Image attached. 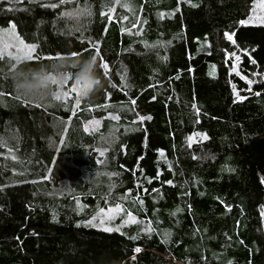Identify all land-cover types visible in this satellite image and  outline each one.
Listing matches in <instances>:
<instances>
[{
    "label": "trees",
    "instance_id": "1",
    "mask_svg": "<svg viewBox=\"0 0 264 264\" xmlns=\"http://www.w3.org/2000/svg\"><path fill=\"white\" fill-rule=\"evenodd\" d=\"M254 1L0 0L34 55L99 48L103 80L78 106L34 102L0 58V264H264V26L241 25ZM61 160L77 175L52 189ZM117 204L137 222L86 223Z\"/></svg>",
    "mask_w": 264,
    "mask_h": 264
},
{
    "label": "clouds",
    "instance_id": "2",
    "mask_svg": "<svg viewBox=\"0 0 264 264\" xmlns=\"http://www.w3.org/2000/svg\"><path fill=\"white\" fill-rule=\"evenodd\" d=\"M72 82L80 90L81 97L90 99L103 86L94 55L87 57L61 56L49 63L27 65L22 63L11 72L15 92L34 102H53L61 95L65 82Z\"/></svg>",
    "mask_w": 264,
    "mask_h": 264
},
{
    "label": "rangeland",
    "instance_id": "3",
    "mask_svg": "<svg viewBox=\"0 0 264 264\" xmlns=\"http://www.w3.org/2000/svg\"><path fill=\"white\" fill-rule=\"evenodd\" d=\"M262 4H264V0L254 1L250 16L245 22H247L248 24H253V25H264V7L261 6ZM127 5H129L128 2H127ZM112 13H114V11ZM231 36H232V40L230 41L232 42L233 35ZM20 41H23V40L19 36L17 28L14 24H11L9 27L0 26V58H3V59L5 58L11 61L12 62L11 68H12V65L14 64L18 66L21 63L27 62V60H21L18 63L17 60L15 59L17 55L22 56L24 54L23 51L18 52V48H22V45H20L19 43ZM24 44L30 45V44H27L26 42H24ZM242 54L243 53H233V54L228 55L227 58L231 59L232 61V68H231L230 73L240 77L244 82H246L249 86L246 92H250L252 90V87L255 85L256 81H253L251 78H248L241 72ZM249 80L252 81L251 84L248 83ZM67 87L68 85H65L63 88V91H67L68 90ZM233 90H234L235 97L242 99V97L240 96L241 91H239L235 85H233ZM72 94H75V93H70L69 97ZM99 127H100V122L98 121H92L91 123L86 124L87 131L89 132L92 130H97ZM66 135L68 134L66 133ZM76 165L77 164H69V163L67 164L63 160H61L59 164H57V162L50 164L47 179L52 181L51 188L57 189L58 186H60L61 184H66L67 186H70V180L68 179V177L73 176V173L77 175V173L75 172V170L77 169ZM53 176L55 178L58 177V179H53L52 178ZM61 194L63 195V193ZM77 205L79 206L80 209H82L80 202H78ZM110 208L115 209V207H110ZM103 209L105 210L102 216L104 223L100 222L101 221V214L99 211L100 209L94 215H92V217L95 216L97 217V219L93 221L92 223H89V221L92 220V217H91L86 221V223L96 228H100V229L111 228L114 231H116V229H119V232H120L122 231L123 228H125V226H129L137 222V218L134 217L133 215L132 217L134 218L135 222H132L129 220L128 213L130 212L125 213V210L123 209L122 206H121V211L119 212L114 211L113 213H108L107 211L108 208H103ZM144 229L148 230L149 228L145 226Z\"/></svg>",
    "mask_w": 264,
    "mask_h": 264
},
{
    "label": "snow or ice",
    "instance_id": "4",
    "mask_svg": "<svg viewBox=\"0 0 264 264\" xmlns=\"http://www.w3.org/2000/svg\"><path fill=\"white\" fill-rule=\"evenodd\" d=\"M63 2H64V0H61V3H63ZM50 6L53 7V8L56 7L55 4H52V5H50ZM261 6L264 7V4H262ZM123 7H126V8H127V7H129V5L124 4ZM162 15H163V14H161V16H162ZM125 19H127V17H125ZM241 23H245V21H241ZM13 27H14V26H13ZM225 35L227 36V38H228L229 40H232V36H231V35H229L228 33H225ZM19 43H20V45H22V48H18V52L23 51L24 54H23L22 56H21V55H17V56L15 57V59L17 60L18 63H19L21 60H27V61L37 60V61H39V60H41V59H48V60H53V59H55V60H58V59L60 58V57H51V56H49V57H45V58H41V57H39L38 55H34V53L36 52V47H35V45H25L23 41H20ZM94 47H95V45H94ZM9 55H11V54H9ZM72 55H73V57H75V56L78 55V53H75V52H74V53H72ZM99 56H100V50H99V48H96V53H95L94 57H95L96 60H97V57H99ZM16 67H17L16 64L12 65V68H13V69H15ZM100 67L104 70L105 74H107V71H108V65H107V63H105V62H103V60H101ZM70 82H72V80H68V81H66V82H65V85H68ZM248 83L251 84L252 81L249 80ZM65 85H64V86H65ZM70 93H75V94H76V104H77V106H78L79 103H80V97H81V94H80V90L77 88V86H76L73 82L71 83V87L68 88L67 91H62V94H61V95H58V96H56V97H54V99H55L56 101L67 100V99L69 98ZM257 95H259V93H257ZM17 98H19V97H17ZM132 103L135 104V101H132ZM193 107H195V105H194ZM111 118H112V119H117V120L119 119V117H117V116H113V117H111ZM140 119L143 120L144 118L141 117ZM148 119H150V117H148ZM85 130L87 131V129H85ZM198 135H202L204 139H207L206 134H198ZM188 139H189V146H190L191 141H192L193 138H192V137H189ZM102 154H103V153H101V155H102ZM149 182H151V181H149ZM99 211H100V214H101V221H100V222H101V223H104V220H103L102 216H103L105 210H104V209H100ZM107 211H108V213H113L114 211H115V212H119V211H121V206H120L119 204H117V205H115V209H113V208H108ZM128 216H129V220H130V221L135 222V220H134V218L132 217V214H131V213H128ZM96 219H97V217H95V216L92 217V220L89 221V223H92V222L95 221ZM104 230H105V231H112L113 229H111V228H105ZM116 231H119V229H116ZM149 231H151V229H149ZM134 251H135V252H140L141 249L137 247V248L134 249Z\"/></svg>",
    "mask_w": 264,
    "mask_h": 264
},
{
    "label": "crops",
    "instance_id": "5",
    "mask_svg": "<svg viewBox=\"0 0 264 264\" xmlns=\"http://www.w3.org/2000/svg\"><path fill=\"white\" fill-rule=\"evenodd\" d=\"M241 25H243V26H264V25H253V24H248L247 22H245V23H241ZM229 35H231V34H229ZM233 43H234V35H233V41H232ZM229 59V58H228ZM231 75H234V74H231ZM238 77V76H237ZM240 78V77H239Z\"/></svg>",
    "mask_w": 264,
    "mask_h": 264
}]
</instances>
